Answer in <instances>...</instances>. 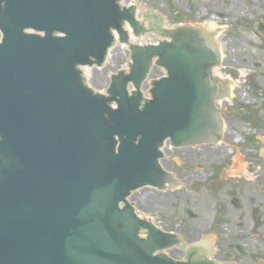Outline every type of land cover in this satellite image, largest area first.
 Instances as JSON below:
<instances>
[{
    "label": "water",
    "instance_id": "1",
    "mask_svg": "<svg viewBox=\"0 0 264 264\" xmlns=\"http://www.w3.org/2000/svg\"><path fill=\"white\" fill-rule=\"evenodd\" d=\"M125 21L145 32L136 6L120 0H0V264H216L211 235L199 240L212 247L185 244L128 197L175 183L160 162L166 142L220 137L210 72L219 55L190 28L160 29L168 40L131 45L129 71L112 76L107 95L95 92L80 67L103 65L113 30L128 40ZM154 65L166 75L147 97ZM222 85L223 98L231 95ZM176 245L184 260L165 252Z\"/></svg>",
    "mask_w": 264,
    "mask_h": 264
},
{
    "label": "rangeland",
    "instance_id": "2",
    "mask_svg": "<svg viewBox=\"0 0 264 264\" xmlns=\"http://www.w3.org/2000/svg\"><path fill=\"white\" fill-rule=\"evenodd\" d=\"M138 5L146 12L161 15L166 27H176L182 19L186 23L202 21L195 11L200 7L206 10L198 0H139ZM223 9L215 4L209 7L208 15ZM178 11L181 17L176 15ZM223 24L226 20L218 19V26ZM239 32L222 56V72L233 80H242L235 97L222 106V144L218 141L175 148L168 143L162 164L179 186L163 190L142 187L132 193L130 200L141 215L160 223L163 230L179 233L185 242L211 235L216 259L225 261L226 252H231L235 264H264V78L258 75L260 68L255 67L258 53L247 48ZM224 34L218 39L224 40ZM121 48L118 45L112 49L103 68L91 69L88 81L92 87L103 91L110 75L127 62V53ZM241 70L246 71L243 78ZM163 74V68L155 67L145 88L147 93L150 80ZM230 190L237 191L238 206L232 203ZM188 209L196 217H191ZM231 244L242 245L246 253L231 248ZM168 254L181 259L184 252L174 247Z\"/></svg>",
    "mask_w": 264,
    "mask_h": 264
},
{
    "label": "flooded vegetation",
    "instance_id": "3",
    "mask_svg": "<svg viewBox=\"0 0 264 264\" xmlns=\"http://www.w3.org/2000/svg\"><path fill=\"white\" fill-rule=\"evenodd\" d=\"M198 3L203 5L206 9L202 11L200 7L195 11L197 13L196 17L202 21L195 20L186 23L183 22L184 19H182L177 22L180 24H189L197 31L205 32L206 36H213L216 47L222 56L224 55L225 48L233 46V42L237 37L236 33L240 31L239 34L242 39H244L247 48L258 53L255 67L260 68L258 75L264 78V70L261 69L263 68L262 65H264V0H198ZM215 4H218L219 7L223 6L224 9L218 10L214 15H208L209 7H213ZM178 14L181 17V12L179 13L178 11L176 14L179 17ZM214 17H216L217 20H226V24L217 25L216 29L210 30V23ZM223 31L225 32V39L219 40L218 38L223 34ZM243 34H245L244 37ZM222 68L223 67L220 68V71H222ZM222 73L224 75H230L224 72ZM230 82L231 80H228L227 83H225L226 86H229ZM225 256V261L234 260L235 258V255L231 252H226ZM218 261L225 262L219 259Z\"/></svg>",
    "mask_w": 264,
    "mask_h": 264
},
{
    "label": "bare ground",
    "instance_id": "4",
    "mask_svg": "<svg viewBox=\"0 0 264 264\" xmlns=\"http://www.w3.org/2000/svg\"><path fill=\"white\" fill-rule=\"evenodd\" d=\"M217 21H218L217 18L214 17V18H213V21H212V23H211V25H210V27H217ZM121 49H122V51H123V49H124L123 46H122ZM212 71H213L214 76H216V77H219V78L224 79V80H228V79L231 80V83L229 84V85H230L229 87H230L231 95L224 97V98L222 99V101H221V100L218 101L219 104L222 105V104H224L225 102L229 101L231 98H234V97H235V94H234L235 89H236L237 85H240V83L242 82V80H241V79H237V80H234V81H233L232 76H230V75H226V74H225V75L222 74V72L220 71V67H219V66L214 67V68L212 69ZM87 75H88L89 77L91 76V69H88ZM245 76H246V71H245V70H241V78H243V77H245ZM218 144H222V141H219ZM153 222H154V224H155L156 226H160V223L155 222V221H153Z\"/></svg>",
    "mask_w": 264,
    "mask_h": 264
}]
</instances>
